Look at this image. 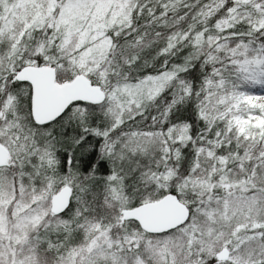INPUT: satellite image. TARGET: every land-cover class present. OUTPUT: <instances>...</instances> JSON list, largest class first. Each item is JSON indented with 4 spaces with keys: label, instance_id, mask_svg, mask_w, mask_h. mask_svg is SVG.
Listing matches in <instances>:
<instances>
[{
    "label": "snow or ice",
    "instance_id": "6c2138e0",
    "mask_svg": "<svg viewBox=\"0 0 264 264\" xmlns=\"http://www.w3.org/2000/svg\"><path fill=\"white\" fill-rule=\"evenodd\" d=\"M0 264H264V0H0Z\"/></svg>",
    "mask_w": 264,
    "mask_h": 264
}]
</instances>
